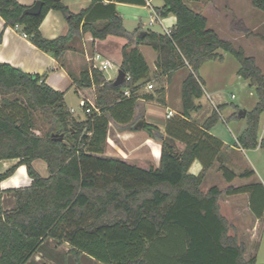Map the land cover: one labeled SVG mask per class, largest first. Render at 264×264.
Segmentation results:
<instances>
[{
    "label": "trees",
    "instance_id": "trees-1",
    "mask_svg": "<svg viewBox=\"0 0 264 264\" xmlns=\"http://www.w3.org/2000/svg\"><path fill=\"white\" fill-rule=\"evenodd\" d=\"M42 1L39 14L24 15L29 6L18 0H0V16L6 26H22L33 44L60 62L71 42L81 40L87 32L95 39L126 37L121 69L130 77L123 85L114 86L98 68L83 70L74 81L80 87H97L100 113L78 119L66 105L64 92L46 83L44 75L0 61V160L18 159L0 172V182L21 165L32 178L28 186L6 190L14 198L11 208L0 201V264H27L34 254L42 253L48 238L68 243L76 264H83L82 253L102 264H264L257 263L255 256L246 259V243L230 234L231 225L220 210L222 190L216 185L207 192L202 190L224 145L209 131L221 120L225 105L214 109L201 126L189 120L199 108L196 101L204 95L199 75L202 64L223 61L221 51L229 52L240 63L239 75L249 80L258 98L247 112V126L238 144L244 149L264 147V138L260 140L264 73L255 57L210 28L207 17L184 0H164L163 6L156 8L161 16L176 15L177 22L169 33L149 30L141 40L125 28L115 1L146 0H93L89 8L78 13L62 0ZM252 5L264 11V0H252ZM50 9L62 12L67 19L66 35L46 38L42 34L40 25ZM231 25L238 32L248 30L241 19L234 18ZM140 43L158 53V70L168 79L177 69L190 67L182 84L183 116L168 124V135L157 125L144 124L152 137L162 141L161 164L149 169L104 155L109 118L130 123L141 82L150 77ZM127 89L129 95L124 94ZM37 111L49 124L44 134L36 131ZM178 139L185 143L183 150L176 143ZM38 158L46 161L49 176H42L34 167ZM195 159L203 165L199 174L189 171ZM220 169L229 182L255 175L254 170L237 174L224 163ZM246 192L250 193V208L262 218V183L226 189L228 195Z\"/></svg>",
    "mask_w": 264,
    "mask_h": 264
},
{
    "label": "crops",
    "instance_id": "crops-1",
    "mask_svg": "<svg viewBox=\"0 0 264 264\" xmlns=\"http://www.w3.org/2000/svg\"><path fill=\"white\" fill-rule=\"evenodd\" d=\"M18 1L24 5L31 6L37 0ZM184 1L193 10L201 12L207 17L208 26L210 28H213L223 38L229 39L232 42V35H230L232 31H234L231 25L233 20L232 12H235L238 17L237 19H242L247 24L245 13L239 9V6H235V3H233L232 0H230L229 6L226 4L224 8L220 7L222 0ZM62 2L67 5L72 12L78 13L89 8L92 5L93 0H62ZM103 2L108 3L110 0H103ZM115 2L116 9L123 18V24L125 28L133 35L132 37L136 38L137 40H141L143 38L142 37L139 39V36L142 32H146L147 34L149 30L160 33H169L177 22L176 15L169 13L166 16H161L158 14V19L154 23H151L152 12L154 10L156 11V8L162 7L164 0H146L145 3H130L120 1ZM155 24H159L161 26L160 30H155L152 28V26ZM40 30L46 38H56L68 33L69 23L62 12L56 9H50L40 25ZM22 32V26H6L5 20L0 16V35L2 33V38L0 39V61L9 63L25 72L44 75L46 83H48L54 89L64 92V101L70 109L73 117L78 119H86L88 116L85 114L86 116L83 117L77 111V108L82 111V108L80 107V100L82 99L90 102L94 112L95 110H99L96 105L97 87H80L74 81V78L78 77L83 70L88 69L91 72L93 68H98L103 72L107 81L113 82L117 77H115L113 72H116L117 69L118 75V71L121 69L123 61L122 50L124 45L128 42V39L118 35H109L105 39H95L91 33L87 32L83 34L81 40L76 39L71 42L70 48L67 49L63 54V62H60L54 57L52 53L46 52L33 44ZM139 49L144 55L149 66L150 77L147 80L141 82V87L138 90V99L134 108L133 120L130 123L123 124L115 121L111 117L109 118L108 135L105 144L104 155L108 157L119 158L129 164H133L144 169H149L151 166L159 167L161 164L162 141L152 137L144 128L135 129L133 126L139 119H144V121L147 123L157 125L165 136L168 135V124L176 117L183 116L182 84L190 72V67L184 66L177 69L172 74L171 78L168 79L167 76L161 75L158 70V53L150 45L145 43H140ZM222 53L224 55V60L220 62H224L226 59V54L224 52ZM97 55H100V57L96 58ZM102 60H110L112 65L106 70H103L98 67ZM211 61L218 60L206 61L202 64L201 68L204 64ZM202 80L204 82V95L198 99L196 103L198 105H205L207 103L210 106L211 111L208 110V115L203 120L197 119L196 116L198 112H192L189 120L192 122V124H194V126H201L205 119L211 114V112L214 109H218V107L222 105L215 99L216 91L213 89L207 90L205 88V84L208 83L207 78ZM153 81L155 83H153ZM149 83H152L155 88H149ZM145 95H151V98L148 99L144 97ZM72 109H74V112L71 111ZM170 110L173 111V115L171 117H167V113ZM226 110H228V107L225 106L223 110L220 111V115L222 116L221 120L227 126V128H224L226 132L219 130L217 131L215 127L209 131L212 135L221 139L224 145L220 151V159L215 161L214 165L207 174L209 175L215 165H218V169L221 172V178L228 184L227 188L231 186H245L257 182L262 183L264 186V173H262V171H260L257 165L253 164V162L248 163L244 155L246 151H255L262 147L259 146L254 149H244L239 146L238 137L246 128L247 123L243 122V119L245 118H240L238 116L237 118L232 117V115L236 112L235 110L230 109V113L225 115L224 111ZM262 115H264V113H262L261 116ZM229 133L233 138L232 140L226 137V135H229ZM262 138H264L263 134L260 133V140ZM176 143L180 149L183 150L185 148V143L182 140L178 139ZM232 152L240 153L247 165L245 170H254L255 175L252 177L242 178L241 183L235 182L237 178L241 177H236L231 182L227 181L222 170L220 169V165L224 163L230 169L235 171L230 163L231 155H229V153L231 154ZM13 160L18 159H4L0 160V162L4 163V165H8ZM33 165L42 176H49L50 172L45 160L38 158L34 160ZM23 167L24 175L21 176L16 182H12V178ZM202 169V162L199 159H195L190 166L189 171L193 174H199ZM31 181L32 178L28 175L26 166L21 165L17 168L12 176L0 182V192L4 191L3 193H10L6 190L18 186H28L31 184ZM214 185L218 186L217 184H213L212 186ZM212 186L208 187L205 192H207ZM10 197L11 201H9L10 206L8 208H11L14 205L12 193ZM3 199H5L4 196ZM226 201L230 203L231 207V218L228 216L231 222L230 234L241 238L239 233H245V257L246 259H250L251 257L255 256L257 263H259L256 255L257 244H255V249L252 248V246L259 238L264 216L262 218H258L250 208L249 192L232 195L226 194ZM246 217L250 220L249 224L243 223ZM236 227H242V230L236 231ZM50 241H55L57 244L56 246H67V251L63 252V254H57L60 252H57L55 248H47V245L43 244L42 253L43 250L45 251L47 249L48 254L51 257L54 255L58 260H60L59 264H63L61 261L65 259L66 264H76L74 263L75 260L73 255L69 253L70 245L68 243L63 242L59 244L53 238L46 239L44 243ZM42 253H38V255L40 257L44 256V253ZM80 259L82 260L83 264H102L100 261L96 260L87 253H82Z\"/></svg>",
    "mask_w": 264,
    "mask_h": 264
},
{
    "label": "rangeland",
    "instance_id": "rangeland-1",
    "mask_svg": "<svg viewBox=\"0 0 264 264\" xmlns=\"http://www.w3.org/2000/svg\"><path fill=\"white\" fill-rule=\"evenodd\" d=\"M235 3V6H239V9L243 11L246 15L247 24L244 22L246 27L248 28L247 32H238L232 31L230 35H232L233 43L236 46H243L246 50L248 55L254 56L257 62V65L261 68L262 72L264 73V11L258 8H255L251 0H232ZM231 2V4H232ZM230 4V0H222L220 7ZM219 7V6H218ZM255 10V11H254ZM224 11V9H223ZM233 19L238 18L235 12H232ZM242 20V19H241ZM155 30H160L161 26L159 24H155L152 26ZM226 54V59L224 62L220 61H211L207 62L201 68L199 75L202 79L207 78L208 83L205 84V88L207 90L213 89L216 91L215 99L218 103H221L228 107V110L224 111L225 115L230 113V109L235 110L236 112L232 115L233 118L238 113L240 109H246L251 111L257 103V95L255 93V88L250 85L249 80L244 79L238 73L240 68V63L236 59V57L225 51H221ZM115 77L117 76V69L116 72H113ZM153 83H155L153 81ZM155 88V87H154ZM206 97V96H205ZM1 98V95H0ZM1 107V101H0ZM210 106L206 103L205 105L200 104L199 108L196 110L198 112L197 119L203 120L208 115V110H210ZM77 111L84 117L86 116L83 111L77 108ZM211 111V110H210ZM222 111V110H221ZM222 117V116H221ZM245 123H247V119H243ZM35 123H36V131L40 134H44L48 128L49 124L46 120L43 119L40 112L35 113ZM217 131L226 132L224 128L227 126L224 124L222 120H220L215 126ZM260 133L263 134L264 137V115L260 117ZM230 140L233 138L231 134H227ZM234 141V140H233ZM235 143V142H233ZM231 155L230 163L231 166L237 173L242 172L247 167L246 163L244 162L240 153H229ZM245 159L248 163L253 162V164L257 165V167L264 173V147L259 148L255 151H246L245 152ZM13 162V163H12ZM18 160L11 161L10 164L4 165V163L0 162V172L6 171L9 167L17 163ZM236 183H241L242 178H237ZM213 184H217L219 188L222 190V195L220 197V210L221 213L228 219L230 225L231 218V207L230 203L226 201V189L228 184L223 181L221 178V172L218 169V165L212 169L209 175L207 174L203 184L202 190H205L212 186ZM8 186V185H7ZM4 191L0 192V201L3 203L4 207L8 208L10 206L9 201L11 200V192L10 193H3ZM3 196L5 199H3ZM7 200V201H6ZM249 219L246 217L244 220V224H249ZM242 225V224H240ZM235 226V225H234ZM231 230V226H230ZM235 230H242V227H236ZM241 238H238L240 241H246L245 233H239ZM246 243V242H245ZM47 245V248H55L57 254H63V252L67 251V246L59 245L56 246L55 241H50L44 243ZM255 244H257V260L259 263H264V220L262 221V227L260 231L259 238L254 242L252 248L255 249ZM62 252V253H61ZM44 256H41L44 261H47L49 264H59L60 260H58L54 255L52 257L48 254V250H43ZM70 253V252H69ZM75 260V259H74ZM66 259L62 260L61 262L66 264ZM82 261V260H81ZM76 263V261H74ZM83 263V262H82Z\"/></svg>",
    "mask_w": 264,
    "mask_h": 264
},
{
    "label": "water",
    "instance_id": "water-1",
    "mask_svg": "<svg viewBox=\"0 0 264 264\" xmlns=\"http://www.w3.org/2000/svg\"><path fill=\"white\" fill-rule=\"evenodd\" d=\"M44 6V1L42 0H37L33 5L29 6L28 8H26L24 10V15H37L42 11V8ZM146 34V32H142L139 36V39L144 37V35ZM127 80V73L120 69L118 71V75L116 77V79L113 81V85L114 86H120L123 85ZM247 110L246 109H240L238 112V117L240 118H245L247 115ZM144 124L145 121L144 119H139L135 124H134V128L135 129H143L144 128ZM60 139H63V135L60 136Z\"/></svg>",
    "mask_w": 264,
    "mask_h": 264
},
{
    "label": "built area",
    "instance_id": "built-area-1",
    "mask_svg": "<svg viewBox=\"0 0 264 264\" xmlns=\"http://www.w3.org/2000/svg\"><path fill=\"white\" fill-rule=\"evenodd\" d=\"M157 19H158V13L154 10V11L152 12L151 23H154ZM16 27H19V25H17ZM22 33L25 35L24 32H22ZM99 57H100V55H97V56H96V58H99ZM111 65H112V64H111V61H110V60H102V61L100 62V64L98 65V67L101 68V69H103V70H106V69H107L109 66H111ZM129 77H130V76L127 74V79H128ZM148 87H149V88H153L154 85H153L152 83H149V84H148ZM124 93H125V95H129V90H128V89H127V90H124ZM80 107L82 108V111H83L85 114H87V115H89V114H91L92 112H94V110H92V105L90 104V102L87 101V100H85V99L80 100ZM71 111L74 112V109H72ZM95 112H99V113H100L99 110H95ZM172 115H173V111L170 110V111L167 113V117H171Z\"/></svg>",
    "mask_w": 264,
    "mask_h": 264
},
{
    "label": "bare ground",
    "instance_id": "bare-ground-1",
    "mask_svg": "<svg viewBox=\"0 0 264 264\" xmlns=\"http://www.w3.org/2000/svg\"><path fill=\"white\" fill-rule=\"evenodd\" d=\"M24 167L12 178V182H16L21 176L24 175ZM7 201V200H6ZM11 201V200H10ZM43 260L38 254H34L27 264H42Z\"/></svg>",
    "mask_w": 264,
    "mask_h": 264
}]
</instances>
